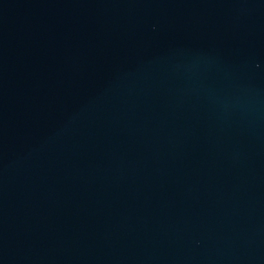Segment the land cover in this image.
Wrapping results in <instances>:
<instances>
[{
	"label": "water",
	"instance_id": "water-1",
	"mask_svg": "<svg viewBox=\"0 0 264 264\" xmlns=\"http://www.w3.org/2000/svg\"><path fill=\"white\" fill-rule=\"evenodd\" d=\"M0 264H264V0H0Z\"/></svg>",
	"mask_w": 264,
	"mask_h": 264
}]
</instances>
